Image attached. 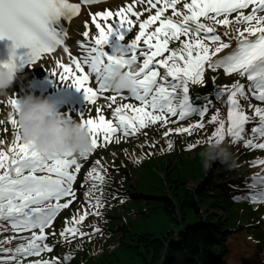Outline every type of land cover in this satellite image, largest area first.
I'll list each match as a JSON object with an SVG mask.
<instances>
[{"label": "snow or ice", "instance_id": "obj_1", "mask_svg": "<svg viewBox=\"0 0 264 264\" xmlns=\"http://www.w3.org/2000/svg\"><path fill=\"white\" fill-rule=\"evenodd\" d=\"M97 2L99 0H83L84 4ZM138 2L143 3V0ZM148 3L152 9H156L155 14L139 23V34L129 43L127 55L137 61L139 45L143 41L145 49L140 52L143 56L142 65L135 73H129L135 78L137 86L128 92L132 98L140 102V106L134 104L117 106L112 119H107L103 114L96 118L84 119V114H81V120L92 132L93 149L111 143L118 133L128 136L137 134L141 129L156 122L167 124L169 115L179 116L180 120H183L193 114L195 110L188 95L189 84L200 83L203 80L206 66L223 68L227 74L238 73L248 82L246 85L237 81L230 90L223 91L228 94L227 124L224 120H219V126L209 141L223 142L227 136L233 142L243 141L249 148L264 149V143H256L254 138H244L246 125L253 121L256 122V127L251 129L253 137L258 134L264 138V107L255 106L254 115L249 116L238 99V97L247 99L250 95L258 101H264V15H258L264 12V0H190L183 3L182 9L178 7L181 0L155 2L148 0ZM250 6V14L245 15L240 11L235 22L227 18L228 14L249 9ZM169 9H172V15L165 16ZM80 10L81 3H73L70 0H0V39L7 37L13 41L12 58L0 64V67H17L15 49L22 46L30 50L27 54L19 55L22 64H35L45 55L55 53L60 46L65 45L68 32L67 29L54 27V22L60 21L62 17L70 22ZM142 14L135 11V3L119 9L116 13L111 11L98 13V16L105 19L113 16L119 19L115 24H109L107 31L100 23H95L99 35L93 45L88 47L83 60H74L75 71L73 67L57 61L61 70L60 81L71 79L69 86H75L78 90L83 89L87 101L96 103L99 93L111 90L109 74L113 63L119 62V58L108 55L103 46L113 31L118 30L114 25L130 32L129 26L133 21L129 20L128 16L139 18ZM222 14L224 19H218ZM95 21L94 16L93 22ZM253 21L255 26H251ZM157 22L158 26L153 31H148ZM239 24L250 26L241 31L237 27ZM217 25L225 28L231 26L236 33L235 36H229L227 31L217 33ZM83 35L88 37L89 32L85 31ZM182 37L188 39L182 40ZM120 38L124 39L122 32ZM172 41L181 42V47L170 48ZM233 41L235 48H232ZM211 45L215 47L212 48ZM80 46L87 47L85 44ZM225 49L231 51L217 57V54ZM63 50L69 51L67 47ZM124 66H127L126 62ZM90 80H94L98 87L89 86ZM120 94L123 99L129 98L123 96V92ZM105 98L110 101L108 106L111 107L117 96ZM8 103L15 110L19 100L12 98ZM207 111L206 107L198 114L203 117ZM157 112L159 114H156ZM9 119L16 131L8 144L0 142V221L9 222L14 232L31 231V235L19 237L26 243L19 244L14 249L0 248V260H4L6 264H11V261L22 264V257H38L45 251L53 250V247L46 243L45 229L50 227L58 213L62 209H67L76 198L73 185L81 165L72 153L40 152L32 144L25 142L14 113L9 115ZM217 120L218 115L212 116V122ZM0 123L3 121L0 120ZM204 126L201 121L175 131L191 134L194 128ZM171 131L170 129L169 132ZM116 142H119L118 137ZM200 143L202 141H197V144ZM195 146L188 147L191 149ZM171 147L172 144L169 142V149ZM87 156L88 154L81 155ZM95 163L97 167L93 172L97 175L93 176L90 172L88 177L102 182L104 177L99 174L103 170L101 162L97 160ZM252 163L260 164L264 161L257 160ZM253 179L264 185V177ZM96 187L97 184L94 183L86 195L91 196ZM64 198L68 199L62 203ZM252 199L264 200V190L257 192ZM89 203L99 207L102 202L96 198L94 202L89 200ZM87 215L88 212L85 211L78 219L73 218L72 224H81ZM94 230L100 231L98 227ZM77 233L80 236L85 235L80 228L72 226L66 227L61 236L69 234L75 236ZM15 239L16 236L9 240H0V245L10 244ZM65 258L70 260L71 254ZM33 264H58V260L37 259Z\"/></svg>", "mask_w": 264, "mask_h": 264}, {"label": "trees", "instance_id": "obj_2", "mask_svg": "<svg viewBox=\"0 0 264 264\" xmlns=\"http://www.w3.org/2000/svg\"><path fill=\"white\" fill-rule=\"evenodd\" d=\"M194 85L205 90L211 88L209 78ZM214 131L211 122L170 140L171 149L165 142L166 147L156 144L153 151L130 154V168L139 169L136 176L127 165L114 160L104 169V179L96 188L101 207L106 211L102 214L100 231L86 235L88 241H84V235L71 240L51 238L61 264H223L230 250L227 239L234 231L251 234L264 256V202L256 203L242 195L244 188L260 184L254 182L251 174L223 181L221 185L213 180L242 174L244 169L236 170L234 161L263 157L264 149L237 142L235 147H241L245 156L240 157L242 152L236 151L229 164L217 162L218 175L211 170L207 173L204 152ZM249 131L251 125L247 124L246 133ZM189 145H196L191 148L194 152L191 156L184 155ZM203 177L208 180L189 186V182ZM203 207H208L209 212L223 209L225 215L216 223L199 224ZM225 217L230 220L226 222ZM60 218L56 221L58 228L62 224ZM223 227L227 228L221 230ZM69 254L70 260L65 258ZM261 259L263 262L264 258ZM0 264L6 262L0 260Z\"/></svg>", "mask_w": 264, "mask_h": 264}, {"label": "rangeland", "instance_id": "obj_3", "mask_svg": "<svg viewBox=\"0 0 264 264\" xmlns=\"http://www.w3.org/2000/svg\"><path fill=\"white\" fill-rule=\"evenodd\" d=\"M153 2H155V0H153ZM185 2H190V0H181L180 5H178V7H180L182 9V5ZM135 3V11L141 12L143 13L139 18L135 17V16H128V19L133 21V24L130 25L129 27L131 28V31L129 32L127 29L125 30V32H122L124 34V39L120 38V33L117 36L116 35V39L119 40V42L121 43L120 46L116 47L114 49V53L115 56L119 55L120 51L123 50V52L127 55L128 54V50H129V43L135 39V36L139 34L140 28H139V23L146 20L149 16L154 15L156 9H152L150 4L148 3V0H143V3L138 2V0H111L108 2H104L102 4H96V5H91V6H87L85 8V10L83 11V18L82 20L77 24L78 27H76L77 29V36L78 38L75 40L74 44L70 45V56L71 57H75V56H79L80 60L82 61L83 58L87 55V50L88 47H91L94 43L95 38L99 35V30L96 28L95 23H100L102 27L105 28V31H107L108 25L109 24H115L116 21L119 19L118 17H111V18H107L105 19L104 17L98 16V13H104L107 11H111L113 13H116L117 11H119V9L121 8H126L127 5L129 4H133ZM157 7H162V5H157ZM250 10H251V6L249 7V9H243V10H238L237 12L228 14V19L232 22H235L236 17L239 15L240 11H243L245 13V15L250 14ZM172 15V9H169L166 13L165 16H170ZM258 15H264V12H260L258 13ZM96 17V21L93 22V17ZM177 19H179V17H177ZM218 19H224V15L222 14L220 17H218ZM135 25V26H134ZM118 26V25H117ZM133 26V28H132ZM158 26V22L156 25H153L151 28L148 29V31H153L155 27ZM250 25L248 24H239L237 25V27L242 31L245 27H248ZM251 26H255V22L253 21ZM217 33H223L224 31L228 32L229 36H235V31L232 29L231 26H229L228 28H225L224 26H219L217 25ZM85 31L89 32V36L85 37L83 35V33ZM115 38V37H112ZM223 38V37H222ZM182 40L184 39H188L187 37H182ZM207 43V41H206ZM81 44H85L87 47H81ZM235 41H233L232 44V48H235ZM109 46H107L108 48ZM181 47V42L179 41H172L170 42V48L175 49V48H179ZM212 48L215 47V45H211ZM110 48V47H109ZM145 49V45L143 44V41L140 42L139 45V49L137 54L140 57V52L141 50ZM231 49H225L222 53L217 54V57H222L223 55H225L226 53L230 52ZM167 55V54H166ZM139 59V58H138ZM141 59H143V57H141ZM64 62V61H63ZM143 60L141 61H137V67L139 69V67L142 65ZM86 70H88L87 66H85ZM163 73V70H161ZM47 75H52L55 76L57 78V84L62 83L60 80H58V78H60L61 75V70L58 67L57 64V60L55 59H51V60H46V62L42 63V64H34L31 68H29V71L27 74H22V76H20L19 78L16 79L14 85H13V89H9L8 93L4 96H0V120H5L3 123H0V141H3L5 139H9L6 140L5 144H8V142L11 140V137H13L16 129L13 128L10 119H9V115L13 114L15 115V119H16V114L14 112V108L8 103L9 101V96L10 99L12 98H18L21 97L23 95H25L28 92H34L37 96H47V93H49V91L42 92L39 91V89H37L34 84L33 81L36 77H44ZM94 75V74H93ZM205 78H209L210 82H211V88L207 89V91L209 92L208 94H205L204 96H199L197 89H195L193 87V84L190 83L189 84V98H190V103L192 104L195 112L189 116H187L186 118H184L183 120H180L179 116L176 117H172V116H168V123L164 124L163 122H156L155 124L150 125L149 127H146L144 129H141L137 134H133V135H128L125 136L122 133H120L119 136H116V138H114L112 140L111 143L107 144L106 146H103V148L100 147V149H97V151H93V157L92 158H88L87 161L86 159L84 160V164L82 165V168L80 171V174L77 173V179L74 182L73 188L74 191L76 193V198L77 199L75 202L73 201L72 203H74L73 205L69 206L67 209H62V214L63 217L65 218H69L71 220H69V224L67 227H78V225H73L72 224V219L76 218L78 219L80 215H83L85 213V211L88 212L87 217L81 222V226L83 227L82 230L86 231L84 237V241H88V237H86V235L88 234H92L94 232H99V231H95V228H100L103 227L101 226L102 224V214L105 211L104 207H95L94 203H89V200L91 201H95L97 197L96 193L97 191L95 190L91 197H89L87 200V193H89L88 191L92 188L93 184L96 182L94 181L92 178L88 177V173L92 172L93 176H96L97 173L93 172V169L96 168V161L99 160L101 162L102 165V171H100V175L103 174L104 169H106L107 167L111 166V163L114 162L115 163V159L118 160V163L120 164H124L127 165V169L129 171H132V175L136 176L138 175V171L139 169L137 167L132 166L130 168L129 164H128V158H130V154L134 155L135 152H140L143 153L145 151H153V149H156L154 146L157 144L159 147H166L165 146V142L166 144L170 142V140H174V138H176L179 134L181 133H177L175 130L179 129V128H185V127H190L193 124H197L201 121H203L204 125H207L208 123H211V118L214 115H218V120L214 123V129H216L219 126V120H224L225 123L227 124V112L229 110V105L227 103V99H228V94L223 92L225 89H231V86L237 82V81H241L244 82L247 85V80L246 78H242L239 76L238 73H233V74H227L223 68H208L206 66L205 68V74L203 77V80ZM215 78V79H213ZM31 80H33L32 82H30ZM63 82H65L66 84H68L70 81L69 79L64 80ZM93 84V88H97L98 85L96 84V82L94 80H91V82ZM91 84V85H92ZM50 91L54 90V86H52L51 89H49ZM112 92V91H111ZM110 93V92H109ZM128 93V92H125ZM205 93V92H203ZM130 94V93H128ZM238 99L240 100L241 106L243 108V110L246 112V114H248L249 116H253L254 115V107L255 106H259V107H264V101H258L255 99V97L252 96H248L247 99H245L244 97H238ZM130 103V102H129ZM127 104V103H124ZM136 106H139L137 103H134ZM140 104V103H139ZM249 104H251V106H249ZM68 105V104H67ZM122 105V104H121ZM104 106V105H103ZM119 106V105H118ZM208 108V111L205 113V115L203 117H201L198 112H200L201 110H203L204 108ZM68 108H70V110H75L76 111V106L71 104L70 106H68L66 109H64L63 111H66ZM116 108V106L114 107ZM246 108H249L251 110L248 109V111H246ZM98 106H91V105H87L84 109H83V114L84 117L87 119L88 116H94L96 117L99 112L97 111ZM104 112L106 113L107 117H112V113L109 109H105ZM156 114H159L158 112ZM80 112H75L73 114V118L74 119H80ZM196 115H198L196 117ZM185 121V122H184ZM182 122V123H180ZM180 123V124H179ZM179 124V125H178ZM251 125V129L253 127H256V122L253 121L251 123H249ZM172 130L171 132H169V130ZM195 129V128H194ZM168 135H165V134ZM245 136L247 138L245 139H250V138H254L256 143H264V138H261L258 136V134L253 137L251 131H249V133H246ZM117 137L119 139V142H116ZM150 142H153V144ZM243 142V141H242ZM223 143L225 145L230 146V150L232 153H236L240 152L242 149L241 147H235V143L237 142H233L230 138H228L226 136L225 140L223 141ZM172 144V143H171ZM247 147V146H246ZM234 148V149H233ZM147 149V150H146ZM242 152V151H241ZM114 153V154H113ZM193 149H189L187 148L186 151L184 152V155H192ZM245 156L244 151L240 154V157ZM112 157H114V159H112ZM164 158V156L162 157ZM81 162V160H83L84 158H78ZM257 160H261L264 161V156L263 157H258V159L256 158H252L249 160H246L244 158H238V160H235L233 163V166L236 170L239 169H244L242 174L236 175L233 174V176H231L227 182L236 179L238 177H245V175L249 174V173H253L254 177H264V163H260V164H253V161H257ZM219 160L215 161V162H211L210 166L209 164L205 163L206 169H207V173L209 170H213L215 175H218L219 172H216L214 169H212V166H215L217 164ZM89 163V164H88ZM88 164V167H86ZM257 166H260L259 168ZM74 168V166H73ZM87 168V169H86ZM79 175V176H78ZM86 176V177H85ZM103 176V175H102ZM79 177V178H78ZM208 180L207 177H203V179H199L197 182H189V186L192 185H197L198 182L201 183L202 181H206ZM213 180H215L217 182V184L219 183L220 185L223 183V180H218V178H214ZM87 181V184L85 187V191L87 188L88 191L87 192H83V190H81V188H84V182ZM225 182V180H224ZM254 182L258 183V180H254ZM86 183V182H85ZM244 188L242 190V195L245 196V199H250L253 202L256 203H262L264 202V200H260V199H256L253 200L252 197L259 191L264 190V185H259L258 188ZM83 192V193H82ZM82 195L81 197H79V195ZM147 196V195H146ZM79 197V198H78ZM68 198H64L62 199V203L65 202ZM64 210V211H63ZM118 210V209H116ZM202 211V215L201 218H199L200 220H198V223H216L219 219V217L223 218V216L225 215L224 210L223 209H213L211 212L215 213L217 216L214 217V215L209 212V208L207 207H203L201 209ZM93 213H99V214H93ZM126 218V217H125ZM226 222L228 220H230L228 217H225L224 219ZM125 221H127V218L125 219ZM197 221V220H196ZM223 221V220H222ZM9 222L6 221H1L0 222V240H9L11 239L13 236H16L17 239L13 240L12 243L8 244H2L0 245V248H11L14 249L16 248L19 244L22 243H26L25 240L20 239L19 237L22 236H30L31 235V231H25V232H14L11 229V226ZM88 228H84V226H88ZM8 226V228L6 227ZM7 228L6 233L4 235V232L2 233L3 229ZM51 229L55 230L56 227L54 225L51 226ZM90 230V231H87ZM60 232L58 233V235L61 236V232H63L62 230H59ZM57 232V231H56ZM7 235V236H6ZM75 236H80L79 234H76ZM68 237V238H67ZM73 236H71V234L67 235L66 238L67 240H71ZM228 245H229V252L227 253L228 255V259H226L223 264H264V261H262L261 258H264V256L262 255L261 249L258 247L257 245V241L252 239L251 234H249L248 232L246 233H242L240 231H234L233 233H231L228 237ZM84 241H80L81 243ZM46 243L49 246H52L48 239L46 241ZM22 259H27L25 261V263L22 264H33L34 261H36L37 259L43 261V260H53V254L52 251L51 252H43L40 256H30V258L28 257H22ZM59 264V263H58Z\"/></svg>", "mask_w": 264, "mask_h": 264}, {"label": "clouds", "instance_id": "obj_4", "mask_svg": "<svg viewBox=\"0 0 264 264\" xmlns=\"http://www.w3.org/2000/svg\"><path fill=\"white\" fill-rule=\"evenodd\" d=\"M119 62H114L110 71V87L115 94L130 92L136 80L129 73L138 70L136 61L120 51ZM125 62L127 66L125 67ZM17 67H0V96L13 89ZM16 120L25 142L40 152L72 153L75 156L93 152L92 132L80 119H69L55 101L46 96L28 92L18 98ZM206 164L219 160L229 164L233 159L230 146L223 142L209 141L204 152Z\"/></svg>", "mask_w": 264, "mask_h": 264}, {"label": "bare ground", "instance_id": "obj_5", "mask_svg": "<svg viewBox=\"0 0 264 264\" xmlns=\"http://www.w3.org/2000/svg\"><path fill=\"white\" fill-rule=\"evenodd\" d=\"M70 1H73V0H70ZM82 8H83V10H82ZM85 8H86L85 5H81V10L82 11H80V13L77 16L73 17L70 22H68L65 18H63L64 28L67 29V32H68V37L66 38L65 45L60 46L55 53H50V54L45 55L40 61H38L35 64L39 65V64H42V63L46 62V60L55 59V60L59 61L60 63H64V64L69 65L70 67H73L74 60L75 59H79V58H77V57L76 58H72V57L70 58V55H69L70 45L74 44L75 40L78 38L76 27H78L77 24L83 18V11L85 10ZM114 28H116L118 30L113 31V33L114 32L117 33V31H118V33L120 31L125 32V29H121L117 25H114ZM115 45L116 46H118V45L120 46L121 44L118 42V40L115 41L112 38H109L108 42L103 46L104 47V51L110 56H115V53H114V49L116 48ZM107 46L110 47V48L108 47L109 50L107 49ZM64 47H67L69 49V51L65 52L63 50ZM33 65L34 64L28 63V64H25L23 66V68L17 69V77H16V79L19 78L22 74H27L28 71H29V68H31ZM73 70H74V67H73ZM46 80H50V77L47 76L43 80L39 79V78H35L33 83L36 84V86H38L39 84H44V82ZM47 89L48 88L44 84L43 90L45 91ZM55 93L56 94L51 93L49 96H52L50 99L55 101V103L57 105L62 100H67V99H78L79 100L80 98H82L83 95H85L83 89L78 90L75 86H69V85H64V86L58 85V86H55Z\"/></svg>", "mask_w": 264, "mask_h": 264}, {"label": "flooded vegetation", "instance_id": "obj_6", "mask_svg": "<svg viewBox=\"0 0 264 264\" xmlns=\"http://www.w3.org/2000/svg\"><path fill=\"white\" fill-rule=\"evenodd\" d=\"M224 228H226V227H224Z\"/></svg>", "mask_w": 264, "mask_h": 264}]
</instances>
